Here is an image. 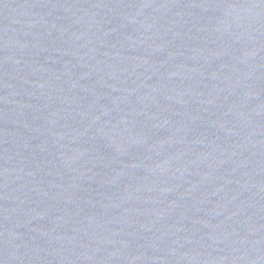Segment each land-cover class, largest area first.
Here are the masks:
<instances>
[{"label":"water","instance_id":"water-1","mask_svg":"<svg viewBox=\"0 0 264 264\" xmlns=\"http://www.w3.org/2000/svg\"><path fill=\"white\" fill-rule=\"evenodd\" d=\"M0 264H264V0H0Z\"/></svg>","mask_w":264,"mask_h":264}]
</instances>
